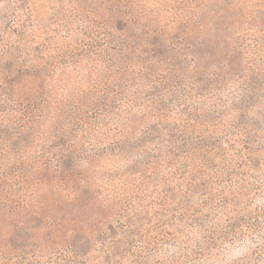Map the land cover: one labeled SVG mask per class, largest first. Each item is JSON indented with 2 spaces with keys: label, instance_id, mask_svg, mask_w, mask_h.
Segmentation results:
<instances>
[{
  "label": "clouds",
  "instance_id": "obj_1",
  "mask_svg": "<svg viewBox=\"0 0 264 264\" xmlns=\"http://www.w3.org/2000/svg\"><path fill=\"white\" fill-rule=\"evenodd\" d=\"M0 264H264V0H0Z\"/></svg>",
  "mask_w": 264,
  "mask_h": 264
}]
</instances>
